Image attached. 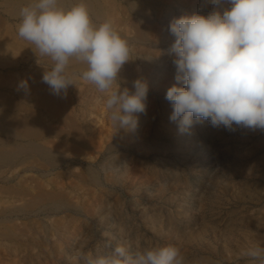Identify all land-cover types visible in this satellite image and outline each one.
Masks as SVG:
<instances>
[{"label": "rangeland", "instance_id": "obj_1", "mask_svg": "<svg viewBox=\"0 0 264 264\" xmlns=\"http://www.w3.org/2000/svg\"><path fill=\"white\" fill-rule=\"evenodd\" d=\"M65 1L66 9L78 4ZM96 2L121 38L146 34L127 42L129 61L113 84L130 92L137 79L148 84L135 130L114 125L107 95L79 78L87 65L74 58L66 70L74 85L53 94L42 80L53 62L18 35L19 11L32 0H0V109L30 124L0 131L6 148L23 147L12 164L0 163V264H84L70 260L82 244L93 258L117 245L132 253L176 245L185 264H253L240 253L264 246V131L205 120L181 134L165 99L177 83L170 23L216 6Z\"/></svg>", "mask_w": 264, "mask_h": 264}, {"label": "clouds", "instance_id": "obj_2", "mask_svg": "<svg viewBox=\"0 0 264 264\" xmlns=\"http://www.w3.org/2000/svg\"><path fill=\"white\" fill-rule=\"evenodd\" d=\"M216 10L203 15H182L170 23L175 37L176 84L165 99L171 104L170 121L181 134L207 120L214 128L264 131V0H205ZM227 5L223 10L220 6ZM18 35L53 62L42 80L53 94L70 85V61L86 64L79 78L107 95L110 119L123 130H135L136 113H146L148 84L133 81L128 88L113 89L118 73L129 61L130 48L110 21L94 25L84 3L65 9L59 0H32L19 11ZM26 88V82L21 84ZM86 243V242H85ZM84 244L70 257L84 264H185L176 245L144 248L132 253L117 245L107 255L86 256ZM242 257L264 264V246L243 249Z\"/></svg>", "mask_w": 264, "mask_h": 264}, {"label": "bare ground", "instance_id": "obj_3", "mask_svg": "<svg viewBox=\"0 0 264 264\" xmlns=\"http://www.w3.org/2000/svg\"><path fill=\"white\" fill-rule=\"evenodd\" d=\"M75 1L78 3H84L87 6V8L90 10V13L93 15L92 23L94 25L98 26L100 22L106 21L104 18V12L96 4L97 3L96 0H75ZM65 3H66L65 0H59V6L66 9ZM70 6L72 7L73 5H70ZM141 16H142L141 18L147 19L146 16H144V15H141ZM145 36H146V34L143 33V30L138 29L137 34H136V36H134V38L139 41V40L146 39ZM134 38H128L125 36L122 37V39H124L127 42L131 41V39H134ZM7 104L11 105V101H8L5 103V105H7ZM0 108H1V106H0ZM8 124L20 126L24 129L28 128L30 125L29 122H27L26 120H24V118L18 116L17 114H13L11 112H6V111L0 109V131L4 132V133L11 132L12 129L10 128V126ZM3 145H4V147H3ZM5 146H6V142H3V140L0 139V163L12 164L14 159H17L19 157L18 154L23 147L16 145L14 148H6ZM35 151L37 153H39L40 155H42L43 157L49 158L50 162L53 161L56 157L47 148H43V147L39 146V147L35 148ZM14 198H16V197H14Z\"/></svg>", "mask_w": 264, "mask_h": 264}]
</instances>
